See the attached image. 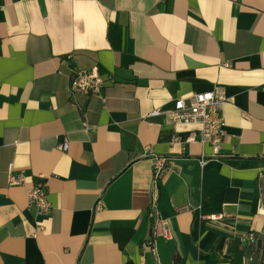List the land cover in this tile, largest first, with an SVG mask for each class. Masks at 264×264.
I'll return each instance as SVG.
<instances>
[{
	"label": "crops",
	"instance_id": "crops-1",
	"mask_svg": "<svg viewBox=\"0 0 264 264\" xmlns=\"http://www.w3.org/2000/svg\"><path fill=\"white\" fill-rule=\"evenodd\" d=\"M92 68L101 96L69 94ZM214 89L226 98L217 157L186 142L198 125L166 116ZM154 156L176 163L157 187ZM39 178L46 216L27 207ZM152 201L168 238L152 236ZM174 258L264 263V0H0V264Z\"/></svg>",
	"mask_w": 264,
	"mask_h": 264
},
{
	"label": "built area",
	"instance_id": "built-area-1",
	"mask_svg": "<svg viewBox=\"0 0 264 264\" xmlns=\"http://www.w3.org/2000/svg\"><path fill=\"white\" fill-rule=\"evenodd\" d=\"M104 80L98 74L96 68L91 70H80L75 72L69 79V94L83 93L90 96L100 97L103 89ZM226 98L222 91L214 89L212 91L195 93L185 98H179L174 101L173 108L166 113L167 119L174 124L198 125V133L192 132L186 142L198 141L203 145H209L212 149V157H217L221 150V145L225 136L224 121L221 115L222 106ZM162 112L155 109L148 114V117H157ZM176 141V139H173ZM69 143L64 140L60 145V150L66 152ZM206 163L202 158L201 166ZM152 182L155 187L158 186L162 176L167 172H172L176 163L174 161L154 156L151 159ZM24 180L23 175H18L12 179L13 184H20ZM100 204L97 201L96 206ZM27 207L34 210L41 216H46L50 210V204L47 196V186L43 178L37 179L32 187L27 191ZM155 201L151 203V210L148 218L151 221L152 236L169 237L167 221L160 219ZM209 219L213 221L221 220L222 215H213ZM256 237L254 233H249L241 242L244 244L255 245Z\"/></svg>",
	"mask_w": 264,
	"mask_h": 264
},
{
	"label": "trees",
	"instance_id": "trees-1",
	"mask_svg": "<svg viewBox=\"0 0 264 264\" xmlns=\"http://www.w3.org/2000/svg\"><path fill=\"white\" fill-rule=\"evenodd\" d=\"M254 235L256 237L255 245L248 244L247 248H248V250L253 251L256 254H259L261 252V249H262L261 248V241H260L259 237L256 234H254ZM177 263H178L177 258H174V264H177ZM261 264H264V263L261 262Z\"/></svg>",
	"mask_w": 264,
	"mask_h": 264
}]
</instances>
